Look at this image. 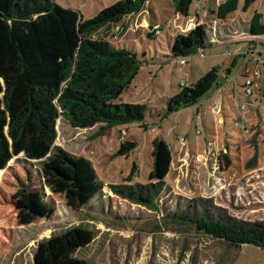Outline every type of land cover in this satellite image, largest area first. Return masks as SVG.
<instances>
[{
  "label": "rangeland",
  "instance_id": "rangeland-1",
  "mask_svg": "<svg viewBox=\"0 0 264 264\" xmlns=\"http://www.w3.org/2000/svg\"><path fill=\"white\" fill-rule=\"evenodd\" d=\"M54 1L88 20L119 0ZM224 1L192 0L185 16L175 12L171 0H149L139 13L91 35L137 55L139 71L120 101L145 105L144 122L78 129L61 116L52 153L41 162L13 158L0 172V264H33L41 241L79 226L94 238L75 256L92 264H264L260 249L230 246L192 223L205 217L264 224V87L259 94L254 90L251 111L238 113L231 98L234 81L238 96L242 92V55L255 44L252 39L264 44V36L248 32L254 13L264 17V0L246 10L244 0H238L237 10L220 20L217 7ZM197 26L207 35L203 57L199 51L173 57L174 38ZM181 59L187 61L183 66ZM213 68L219 69V85L197 104L167 114L170 99L183 88L180 83L188 87ZM219 87L221 111L214 113L219 98L208 97ZM241 119L248 120V130L235 126ZM156 138L172 154L169 173L157 187L150 179ZM124 143L136 146L117 156ZM76 160L85 164L65 163ZM59 164L66 168L57 171ZM78 179L89 184L80 188ZM113 187L133 195L140 188L149 202L127 199Z\"/></svg>",
  "mask_w": 264,
  "mask_h": 264
},
{
  "label": "trees",
  "instance_id": "trees-1",
  "mask_svg": "<svg viewBox=\"0 0 264 264\" xmlns=\"http://www.w3.org/2000/svg\"><path fill=\"white\" fill-rule=\"evenodd\" d=\"M148 1L119 0L93 18L83 20L79 13L54 0H0V172L15 157L41 162L52 153L57 138L56 122L61 116L78 129L101 124L103 130L144 122L145 105L120 101L139 71L141 62L137 55L106 40L92 39L91 35L139 13ZM255 1L244 0L243 9ZM171 2L175 12L188 15L192 0ZM237 5L238 0L222 2L217 7L218 19L225 20L237 10ZM262 18V14L252 15L250 35H264ZM206 44L205 28L197 26L174 38L172 55L188 57ZM218 85L219 69L213 68L180 89L170 99L167 114L197 104ZM135 146V143L122 144L117 156H126ZM152 146L150 179L157 187L169 173L172 154L168 144L158 138ZM223 158L229 166L230 161L226 156ZM254 160L255 156L249 163ZM65 163L74 168L78 163L85 164L80 160ZM65 166L59 164L57 171H63ZM86 171L84 166L81 172ZM79 179L80 188L89 184ZM90 181L91 178L86 182ZM112 189L127 199L149 202L140 188L134 195L122 188ZM76 193L81 201L85 199L79 190ZM192 223L198 231L230 246L248 245L264 252V224L246 226L205 217ZM93 238L92 232L80 226L51 236L38 244L33 264H92L75 253L88 247Z\"/></svg>",
  "mask_w": 264,
  "mask_h": 264
},
{
  "label": "built area",
  "instance_id": "built-area-1",
  "mask_svg": "<svg viewBox=\"0 0 264 264\" xmlns=\"http://www.w3.org/2000/svg\"><path fill=\"white\" fill-rule=\"evenodd\" d=\"M199 9V8H198ZM197 9V10H198ZM196 10V11H197ZM198 12V11H197ZM264 20V17L262 18ZM156 33H159V31H156ZM200 57H203V54L201 50L199 51ZM256 56L257 59L252 63L250 57ZM189 57V56H188ZM243 65L240 69L239 76L243 79V84L241 86L242 92L241 95L238 96V84L236 81H234V84L232 85V96L233 99V105L235 106V109L238 113L242 114L246 111H251L254 108V103L256 99H254L253 94L254 90L257 89L258 94L259 91H261L264 87V45H257V47H254V49H250L249 51H246L242 55ZM187 61L185 59H181L179 61V64L181 66L185 65ZM258 66H262L259 68ZM222 78L225 80V82L228 80L227 77ZM235 80V79H234ZM227 83V82H226ZM228 84H232L229 82ZM181 87H185V83H180ZM222 88H224L222 86ZM222 88H216L213 95L209 96V100L212 99L213 96H218L219 102L212 106V111L214 113H220L221 111V102H222ZM261 97H264V90L261 93ZM235 126L241 131H246L249 129L248 120H237L235 123ZM197 134H200V132L197 130ZM181 140L183 141L184 139ZM209 145V144H208Z\"/></svg>",
  "mask_w": 264,
  "mask_h": 264
},
{
  "label": "crops",
  "instance_id": "crops-1",
  "mask_svg": "<svg viewBox=\"0 0 264 264\" xmlns=\"http://www.w3.org/2000/svg\"><path fill=\"white\" fill-rule=\"evenodd\" d=\"M251 19V18H250ZM250 21V20H249ZM252 36V35H251ZM264 36V35H263ZM252 37H254V36H252ZM252 39V38H251ZM252 40H254L255 41V39H252ZM254 41H252L253 43H255V44H252L251 45V48L250 49H254V47H257V45H264V44H259V43H256V42H254ZM246 51H247V49H246ZM253 57V58H252ZM252 57H250L251 59H257V57L256 56H252ZM253 60H251L252 61V63L254 62ZM230 72H231V70H227V74H230ZM227 77V76H226ZM222 79V78H221ZM228 79V78H227ZM223 80V82H224V79H222ZM225 85H226V83H225ZM225 85H224V87H225ZM254 116H256V115H254Z\"/></svg>",
  "mask_w": 264,
  "mask_h": 264
}]
</instances>
